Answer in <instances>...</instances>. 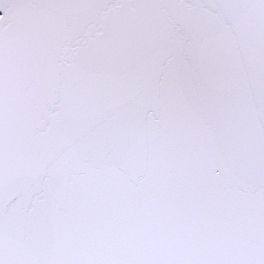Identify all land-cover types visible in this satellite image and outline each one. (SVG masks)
<instances>
[{"label":"snow or ice","instance_id":"snow-or-ice-1","mask_svg":"<svg viewBox=\"0 0 264 264\" xmlns=\"http://www.w3.org/2000/svg\"><path fill=\"white\" fill-rule=\"evenodd\" d=\"M0 264H264V0H0Z\"/></svg>","mask_w":264,"mask_h":264}]
</instances>
